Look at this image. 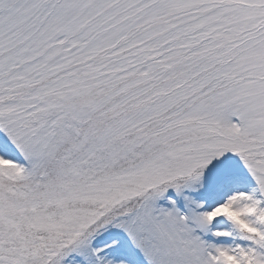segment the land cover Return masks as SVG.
<instances>
[{
    "label": "rangeland",
    "instance_id": "374dc122",
    "mask_svg": "<svg viewBox=\"0 0 264 264\" xmlns=\"http://www.w3.org/2000/svg\"><path fill=\"white\" fill-rule=\"evenodd\" d=\"M0 235V264H264V0H0Z\"/></svg>",
    "mask_w": 264,
    "mask_h": 264
},
{
    "label": "trees",
    "instance_id": "16d2710c",
    "mask_svg": "<svg viewBox=\"0 0 264 264\" xmlns=\"http://www.w3.org/2000/svg\"><path fill=\"white\" fill-rule=\"evenodd\" d=\"M175 65V64H174ZM175 67V66H174ZM173 67V68H174ZM59 189V188H58ZM12 190H14V188L12 189ZM63 191H65V189H63V188H61V192H63ZM26 201V202H25ZM25 201H23V203L25 204L26 203V205H29V203L27 202V200H25ZM4 203V202H3ZM137 203L138 202H135L133 199H131V200H128L126 203H125V207H120V206H117V204H116V206L109 212V211H102L101 210V208H98L97 207V210L96 211H99L97 214H99L100 213V216H99V218H95V219H93V220H90L89 221V223H88V226L86 227V229H84V232H85V230L87 231L88 230V228H90L91 226H95V225H97L96 226V229L99 227V226H101V225H103V222L106 220V218H110L111 216H114V215H118V214H124V213H127V212H129V211H132V210H134L138 205H137ZM6 204H9V201L6 203ZM5 204V205H6ZM42 236H44V235H42V233H41V237ZM30 237H33V235L30 233ZM38 237L39 236H34L33 238H36V248H42V249H44L46 252H49L48 251V249H50V247H48L47 245H45L44 243H42L41 242V240H38ZM44 237H46V236H44ZM0 238H2V235H0ZM43 238V237H42ZM19 244H20V242H18ZM66 244V243H65ZM18 245V244H17ZM37 245H40L41 247H38ZM19 246V245H18ZM34 247H35V245H34ZM52 247H54V246H52ZM65 245L64 246H62V247H59V249H60V253H62L64 250H65ZM55 248V247H54ZM54 248H53V250H54ZM51 256L53 257V252L51 253Z\"/></svg>",
    "mask_w": 264,
    "mask_h": 264
}]
</instances>
